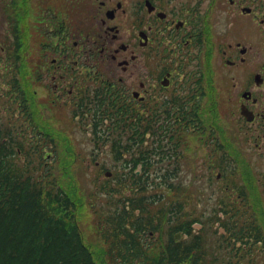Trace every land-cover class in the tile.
<instances>
[{"label": "flooded vegetation", "instance_id": "af4514ba", "mask_svg": "<svg viewBox=\"0 0 264 264\" xmlns=\"http://www.w3.org/2000/svg\"><path fill=\"white\" fill-rule=\"evenodd\" d=\"M7 71L20 120L9 123L19 126L11 145L73 150L59 118L92 150H124L136 132L125 117L141 118L164 175L176 174L175 159L187 166L183 195L208 182L216 238L206 242L198 215L191 228L212 258L262 252L264 0H0V77Z\"/></svg>", "mask_w": 264, "mask_h": 264}, {"label": "rangeland", "instance_id": "374dc122", "mask_svg": "<svg viewBox=\"0 0 264 264\" xmlns=\"http://www.w3.org/2000/svg\"><path fill=\"white\" fill-rule=\"evenodd\" d=\"M10 75H6L0 79V129L3 132L17 134L19 126L17 124H9L10 122L20 121L15 110L7 99L12 93L9 82L11 81V71H7ZM4 74V73H3ZM52 110L48 112L51 113ZM12 120V121H11ZM3 121V122H2ZM56 127L64 129V133L72 138V141L78 143L72 150L77 159L69 150L63 151L59 146L52 147V152L47 149L51 143L49 141H40V148H33V145L28 146L23 143L22 138H16V143L13 142V147H20L21 152L18 154H11L7 159L8 165H11V170L17 171L21 177H30L32 181H41L43 184L49 185V182L55 180L57 184L63 185L68 190L72 198L76 199V206L67 210V215H70L72 223L77 226L78 231L82 234L85 244L93 253L96 264H122L116 260L106 259L105 254L108 246L106 240L102 235V228L104 226L103 215L110 212L117 203L129 199L130 201H139L140 206H145L143 213V220L150 219V225H155V237L151 238L149 247H146V242H143L144 254L146 252L152 256L157 253L167 237L168 226L163 217L164 208L174 205L176 202L182 204L181 220L195 218L196 215L204 220L203 234L206 242L211 243L216 238L211 222L206 223L207 217L212 213L214 206V198L209 196L210 186L208 182L201 179L199 185L201 192L195 191L192 188L188 193L183 195L180 191V185L186 184L188 181L187 166L176 159L170 163L171 168L177 174L172 183L174 190L165 192V185L160 183L161 166H152L149 168L150 181L146 184V189L143 191H135L136 177L133 175L132 160L140 154L142 150L141 144L130 151H124V157L115 156V150L112 148H100L95 151L92 150L89 144V137L81 134L75 129H78L74 123L65 124L61 119L54 121ZM47 129H52V119L47 120ZM73 131V132H72ZM72 132V133H71ZM115 139V138H114ZM85 143L88 148H85ZM47 149V150H45ZM160 150L158 148L157 152ZM52 153L49 158H43L44 153ZM101 152V153H100ZM42 153L40 156L39 154ZM60 153L65 155L61 156ZM56 155L64 160L65 167L58 165ZM144 155V148H143ZM144 157V156H143ZM100 162L101 168L94 165V160ZM43 162L47 164L44 166ZM262 165H259L261 168ZM111 171V172H108ZM142 176V175H141ZM50 186V185H49ZM108 197H112L115 201L110 202V207L107 205ZM144 197V198H143ZM151 201V202H150ZM112 206V207H111ZM142 207V206H141ZM143 208V207H142ZM62 213V212H61ZM257 221L264 223V215L258 214ZM154 218L160 221L155 222ZM179 218V215H178ZM141 224L142 220L140 219ZM206 223V225H205ZM196 226V225H195ZM215 226V224H213ZM150 228V226H148ZM239 227V226H237ZM150 240V238H149ZM188 242V241H187ZM238 244V243H237ZM109 256V255H108ZM255 262H243L241 259L239 264H264V252L259 254ZM144 256L136 260L135 264H146ZM200 264H210L206 261H200ZM182 264H188L186 260Z\"/></svg>", "mask_w": 264, "mask_h": 264}, {"label": "trees", "instance_id": "16d2710c", "mask_svg": "<svg viewBox=\"0 0 264 264\" xmlns=\"http://www.w3.org/2000/svg\"><path fill=\"white\" fill-rule=\"evenodd\" d=\"M14 153L5 141H0V264H96L66 213L76 206V199L61 184L54 188L53 182L49 186L11 170L7 160ZM142 184L139 181L137 190H143ZM111 201L115 199L108 197V207ZM141 206L139 201L129 200L126 205L118 199L113 209L103 215L102 235L108 248L102 254L107 255L106 259L135 264L144 256L146 264H182L180 257L189 259L191 255L188 264H197V245L192 242L184 246L171 244L155 258L141 251L143 229L156 228L150 221L141 224V213L135 214L136 209L144 213L145 206Z\"/></svg>", "mask_w": 264, "mask_h": 264}]
</instances>
